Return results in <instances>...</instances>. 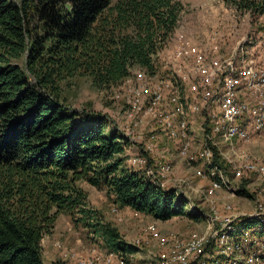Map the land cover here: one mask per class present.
I'll return each mask as SVG.
<instances>
[{
    "label": "trees",
    "instance_id": "obj_1",
    "mask_svg": "<svg viewBox=\"0 0 264 264\" xmlns=\"http://www.w3.org/2000/svg\"><path fill=\"white\" fill-rule=\"evenodd\" d=\"M222 1L264 16V0ZM183 8L180 0H0V264H44L41 239L64 212L78 213L104 250L138 251L95 217L78 180L156 220L199 217L173 189L122 164L128 140L114 123L59 99L60 82L76 74L116 84L135 66L151 68Z\"/></svg>",
    "mask_w": 264,
    "mask_h": 264
},
{
    "label": "built area",
    "instance_id": "obj_2",
    "mask_svg": "<svg viewBox=\"0 0 264 264\" xmlns=\"http://www.w3.org/2000/svg\"><path fill=\"white\" fill-rule=\"evenodd\" d=\"M226 40L225 32L211 28L207 46L175 28L152 55L151 68L131 70L135 83L115 95L125 134L114 124L144 152L129 156L127 168H140L145 178L170 189L164 187L173 170L171 160L187 162L195 178L207 181L197 190L208 206L199 212L203 227L163 231L157 221L147 222V258L135 257L139 251L125 256L94 247L78 260L73 252H63L65 257L78 264H264V224L258 221L260 227L255 228L250 221L263 220L264 204L246 215L228 212L231 206L216 200L218 192L235 190L233 180L245 174L264 178V158L235 144L264 131V60L254 52L259 44L248 47L246 42L222 56L219 47ZM259 48L264 49V41ZM158 144L163 150L156 158ZM215 158L226 162L233 180ZM112 211L118 215L121 209L114 205ZM131 213L146 215L133 209ZM131 244L140 245L139 240Z\"/></svg>",
    "mask_w": 264,
    "mask_h": 264
},
{
    "label": "rangeland",
    "instance_id": "obj_3",
    "mask_svg": "<svg viewBox=\"0 0 264 264\" xmlns=\"http://www.w3.org/2000/svg\"><path fill=\"white\" fill-rule=\"evenodd\" d=\"M116 0H112L115 2ZM183 5V11L179 15V23L176 26L178 31H183L187 35L196 37L207 46V34L211 28L219 29L225 32L227 40L221 45L220 52L222 56H229L238 44L246 42L248 47L259 44L255 47V54L261 55L264 60V49L259 48L262 41H264V16H251L246 12H237L230 6L223 3L222 0H180ZM207 1L208 5H204ZM210 2V3H209ZM221 2V3H220ZM222 4V5H221ZM227 10V12L225 11ZM225 13V17L223 13ZM224 28V29H223ZM247 39V41H246ZM141 69L139 66L132 68V71ZM131 77L122 79L116 84L97 85L94 83L92 77L88 74H76L72 77L66 78L60 82L59 99L60 102L77 111L86 110L92 113H99L107 118L112 123L119 126L121 133L125 134V128L122 124L121 104L115 101V95L118 90H123L128 87L133 80ZM123 110V109H122ZM128 139V146L125 149L122 164L126 167L128 165L127 158L139 151L140 144H134ZM241 150H245L253 156L264 158V131L260 134H255L246 141L235 142ZM166 147L165 145H163ZM163 149L161 145L156 146V158ZM173 170L167 177V182L164 188L173 189L182 196L187 205L185 211H195L198 213L207 211L208 206L203 202L201 193L197 192L200 188L207 184L206 180H200L193 176V168L182 159L173 158ZM216 163L222 169H225L228 177L232 179L230 167L224 160L215 158ZM138 169L139 173L142 169ZM233 191L218 192L216 200L221 203H226L231 206L228 212L244 213L246 215L255 211L259 203L264 204V178H257L254 174H245L242 178L233 180ZM77 185L87 192L88 207L95 212V217L103 223L110 224L117 228L122 238L127 242H135L139 240L138 254L135 257L147 258L148 251L143 241V227L147 222L157 221L163 231L177 230L186 232L203 227V223L198 218H192L189 215L175 216L165 221L156 220L150 215L140 216L139 218L132 216L131 208L126 206H118L114 202L113 195L109 194L105 188H97L84 180H78ZM116 205L121 209L120 214L112 211V207ZM221 210H223L221 208ZM225 212V210H224ZM227 212V213H228ZM79 214H75L74 220L68 213L58 214L54 226L56 229L49 234H45L43 243H48L50 250L53 252V258L64 260L68 262L71 260L63 255V252H71L76 254V258L87 256L91 249L97 248L104 251L101 246L99 238L89 230V227L84 226L80 221H77ZM253 227H260V222H254ZM54 228V227H53ZM53 230V229H52ZM59 243L60 245H57ZM78 245L80 248H76ZM42 250L45 249L43 248ZM75 259V258H72ZM43 259L44 264L50 262ZM78 262V261H77Z\"/></svg>",
    "mask_w": 264,
    "mask_h": 264
},
{
    "label": "crops",
    "instance_id": "obj_4",
    "mask_svg": "<svg viewBox=\"0 0 264 264\" xmlns=\"http://www.w3.org/2000/svg\"><path fill=\"white\" fill-rule=\"evenodd\" d=\"M210 3V2H209ZM221 3V2H220ZM204 5H208V3H207V1H204V3H203ZM222 5V4H221ZM209 6V5H208ZM229 9L231 10L232 8L231 7H229ZM226 12H227V10H225ZM226 12H224L223 13V16L225 17V13ZM125 208H128V207H125ZM129 209V208H128ZM54 229H56V224H55V226H54V228H53V230L52 231H54ZM52 234V233H51ZM43 241H44V237L41 239V247H42V249L44 248L45 249V252H44V250H42V257H43V259H47L46 261L47 262H53V261H55V260H57V258H53L54 256L52 255L53 254V252L54 251H52V250H50V246H49V244L48 243H46V244H44L43 243ZM76 246V248H80V247H78V245H75ZM68 264H78L77 263V261L75 260V259H71V260H69L68 262H67Z\"/></svg>",
    "mask_w": 264,
    "mask_h": 264
}]
</instances>
